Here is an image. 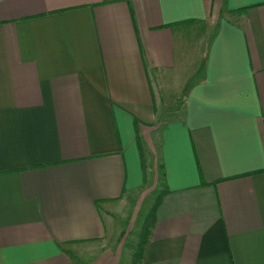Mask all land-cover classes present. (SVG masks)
I'll list each match as a JSON object with an SVG mask.
<instances>
[{
	"label": "crops",
	"instance_id": "0c3cea01",
	"mask_svg": "<svg viewBox=\"0 0 264 264\" xmlns=\"http://www.w3.org/2000/svg\"><path fill=\"white\" fill-rule=\"evenodd\" d=\"M186 29L194 79L154 140ZM144 144L163 190L139 264H264V0H0V264L102 242Z\"/></svg>",
	"mask_w": 264,
	"mask_h": 264
},
{
	"label": "rangeland",
	"instance_id": "374dc122",
	"mask_svg": "<svg viewBox=\"0 0 264 264\" xmlns=\"http://www.w3.org/2000/svg\"><path fill=\"white\" fill-rule=\"evenodd\" d=\"M188 30L177 35L181 63L168 71L154 73L152 87L157 105L158 122L153 134L154 140L164 121L181 117L183 102L191 82L199 52L193 47V36L202 31ZM189 31V32H188ZM150 144L142 149L145 167L144 186L139 190L124 194L122 200L105 212L112 221L102 242L79 243L72 248L74 264H93L98 256L111 253L109 264H139V250L142 242L148 239L152 226V210L163 190L162 169L155 150ZM154 148V147H153ZM155 149V148H154Z\"/></svg>",
	"mask_w": 264,
	"mask_h": 264
},
{
	"label": "trees",
	"instance_id": "16d2710c",
	"mask_svg": "<svg viewBox=\"0 0 264 264\" xmlns=\"http://www.w3.org/2000/svg\"><path fill=\"white\" fill-rule=\"evenodd\" d=\"M160 195V194H159ZM159 196H158V198H157V202H156V204H155V207L153 208V210H152V215H153V220H152V225H153V223H154V214H155V209H156V206H157V204L159 203ZM152 227V226H151ZM151 229V228H150ZM147 240H145L144 242H142L141 243V245H140V250H141V247H142V245L146 242ZM140 250H139V253H140Z\"/></svg>",
	"mask_w": 264,
	"mask_h": 264
}]
</instances>
